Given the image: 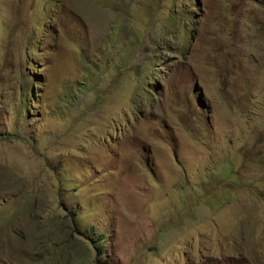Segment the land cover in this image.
<instances>
[{
  "label": "rangeland",
  "instance_id": "obj_1",
  "mask_svg": "<svg viewBox=\"0 0 264 264\" xmlns=\"http://www.w3.org/2000/svg\"><path fill=\"white\" fill-rule=\"evenodd\" d=\"M0 264H264V0H0Z\"/></svg>",
  "mask_w": 264,
  "mask_h": 264
},
{
  "label": "trees",
  "instance_id": "obj_2",
  "mask_svg": "<svg viewBox=\"0 0 264 264\" xmlns=\"http://www.w3.org/2000/svg\"><path fill=\"white\" fill-rule=\"evenodd\" d=\"M96 250L98 251V253L100 254L102 249L100 247H97Z\"/></svg>",
  "mask_w": 264,
  "mask_h": 264
}]
</instances>
